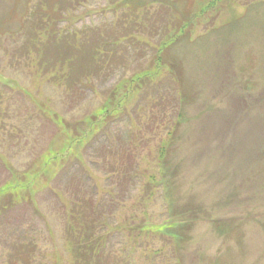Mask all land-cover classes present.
<instances>
[{"label": "rangeland", "instance_id": "1", "mask_svg": "<svg viewBox=\"0 0 264 264\" xmlns=\"http://www.w3.org/2000/svg\"><path fill=\"white\" fill-rule=\"evenodd\" d=\"M0 264H264V0H0Z\"/></svg>", "mask_w": 264, "mask_h": 264}]
</instances>
